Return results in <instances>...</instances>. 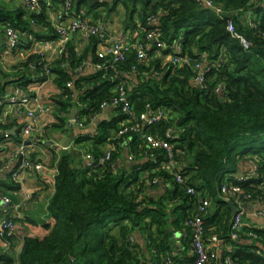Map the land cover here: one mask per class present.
I'll use <instances>...</instances> for the list:
<instances>
[{"label":"trees","instance_id":"obj_1","mask_svg":"<svg viewBox=\"0 0 264 264\" xmlns=\"http://www.w3.org/2000/svg\"><path fill=\"white\" fill-rule=\"evenodd\" d=\"M210 1L220 12L198 0H114L113 7L103 1L91 9L105 5L113 11L120 4L126 9L127 24L133 25L132 33L139 24L144 30L158 29L160 39L167 44L164 55H177L181 46L182 55L191 59L178 66L157 56L148 66L131 50L126 61L118 66L122 77L127 71L138 72L139 83L129 90L137 115L148 105L152 110L166 111V120L149 126L148 131L166 138L168 129L175 130L178 137L170 142L174 159L182 165L184 182L176 180L174 171L158 169L142 179L137 170L117 168L114 144L125 136L133 138L135 150L143 147L154 153L157 162L149 163L150 167L167 162L168 152L150 147L139 132L119 135L116 124L105 125L96 143L112 145L111 162L115 167L72 166L70 158L62 156L49 205L52 221L48 233L43 237H26L17 256L3 252L0 264H166L177 230L185 229L192 246L189 221L196 216L202 198L211 201L204 217L206 247L209 249L210 239L216 235L223 244L234 248L224 252L225 258L230 257L236 264H264V229L244 227L233 239L235 213L222 193L225 184L240 185L253 199L264 197V0ZM248 13H252L253 23L247 20ZM24 14V10L12 12L0 7V27L30 33L36 27L31 21L50 26L43 12H31L28 19H24ZM151 18L155 21L151 22ZM230 22L248 48L229 31ZM99 39L96 35L89 38L92 46ZM67 49L69 57L64 52L50 64L61 89L56 109L62 115L70 112L74 95L68 86L71 81L77 91H82L79 99L86 107L82 114L90 118L104 102L113 100L121 76L116 78L112 69L98 70L89 81H75L74 66L71 69L63 64L69 58L72 64L82 65L85 56L77 58L71 47ZM200 55L206 56L204 64L211 67L206 87L194 81V61ZM34 59L37 57L22 66L30 68ZM96 59L101 61L98 55ZM146 71L150 74H144ZM31 81L33 78L28 80ZM15 124L0 120V130H9ZM246 161L256 163L257 174L242 181L236 174L240 162ZM156 177L160 178L158 184L172 186L159 199L146 193L147 182L154 183ZM190 187L196 189L194 194L188 192ZM138 234L143 235L145 245H141ZM242 239L249 240V244H241ZM147 254L152 261L143 258Z\"/></svg>","mask_w":264,"mask_h":264},{"label":"crops","instance_id":"obj_2","mask_svg":"<svg viewBox=\"0 0 264 264\" xmlns=\"http://www.w3.org/2000/svg\"><path fill=\"white\" fill-rule=\"evenodd\" d=\"M46 1L42 0L44 7L38 13L45 14L46 21L50 23V26H45L44 23L38 25L31 21V24L36 27L30 33L17 30L21 39L20 46L12 47L7 30L0 27V120L4 123L8 121L10 124L16 122L9 130H0V144L3 146L0 153V193L2 196L11 197L13 204L17 205L16 209L12 206L6 209L0 198V217L9 211L17 222L16 232L11 240L0 238V255L8 251L17 256L26 237H43L48 233V225L52 221L49 205L55 194L56 175L61 157L67 155L72 166L89 168L88 153L103 154L112 147L108 142L96 143L98 141L96 139L103 135L102 127L116 124L120 128L126 123L125 118L114 106L101 107L94 116L85 117L82 114L85 106L79 99L82 91H77L71 81V85L68 83V86L74 90V95L70 99L72 107L69 109L70 112L66 113L67 115L58 113L56 109L61 89L54 80V74L44 84L28 82L29 79L33 78L34 80L41 77L40 62L43 57L50 64L60 59L64 52L66 57H69L70 53L67 47L72 48L77 58L85 56L82 65L72 64L69 58L66 64H63L71 69L72 65L74 66V80L89 81L95 78L97 71L100 70L97 67L100 61L96 59L98 52L109 45L113 38H120L123 31L126 30L129 33L133 31L131 29L133 25L127 24L126 9L117 4L113 11H108V8L103 4L104 6L98 7L97 10L101 11L96 15L95 11L97 10L92 11L91 9L100 1L91 5L88 0H74V10L85 9L90 21L105 28V37L100 38L92 46L93 42L81 33L71 34L67 41L62 43L56 34L52 19L64 10L63 3L61 0H54L53 7L49 8ZM104 3L110 7L115 4L114 0H104ZM0 7L12 12L24 10V19H28L31 13L23 0H0ZM34 56L37 59L33 60L30 68L22 66V63ZM158 56L165 61L169 59L168 55H164L163 52ZM155 58L157 56L151 57L147 65ZM38 66L39 72H37ZM153 72L155 71L153 70ZM137 73L136 71L125 73L130 84L129 90L134 89L139 83ZM144 74L149 75L150 73L146 71ZM13 96L30 97V101L24 105L13 104L9 102ZM75 109L78 112L75 118H71L70 114ZM28 124H33L35 127L32 143L30 140L27 141V144H32L28 149L32 153V159L42 163L44 168L39 172L27 170L19 179L15 180L13 172L19 166L17 150L22 141L23 130ZM14 128H16L15 134H8ZM114 134L115 132L112 131V136ZM122 139L117 143L118 146L114 144L117 168L128 172L137 170L142 179L157 172L158 169L170 171L167 162L161 164L160 167H150L149 163L157 162L154 153L143 147L135 150L131 136H125ZM67 140H70L69 147L65 146ZM33 142L36 144L34 145ZM239 166L240 171L236 174L238 178L253 176L257 171L254 161L240 162ZM155 180L159 182L160 178L156 177ZM167 188L172 189V186L167 185L166 187L162 183L147 182L146 193L148 196L159 199L158 197L163 196ZM228 198L225 197L229 202ZM232 202L234 204V201ZM244 227L264 229V197L252 198L245 204ZM138 239L141 245H145L143 235L138 234ZM172 240L174 245L172 255L167 256L170 259V264H193L194 252L188 242L189 237L185 229L177 230ZM249 242L246 239L240 241L243 245H248ZM233 249L232 246L220 243L219 246L214 247V256L207 264H236L230 261V257L223 256L225 251ZM143 258L149 261L153 260L149 254Z\"/></svg>","mask_w":264,"mask_h":264},{"label":"built area","instance_id":"obj_3","mask_svg":"<svg viewBox=\"0 0 264 264\" xmlns=\"http://www.w3.org/2000/svg\"><path fill=\"white\" fill-rule=\"evenodd\" d=\"M26 6L31 12H39L43 9L44 5L42 0H23ZM54 0H47L45 3L49 8L53 7ZM63 3L64 10L59 12L54 19H52L53 26L56 30V34L59 37L60 41L63 43L67 41L71 34L81 33L86 38L91 36H99V38H104L105 28L104 26L94 23L89 20L87 17V11L85 9L74 10V0H61ZM104 0H100V3ZM200 3H205L207 6L216 9L220 12L218 8L210 0H198ZM247 20L250 23L252 21V13L247 14ZM155 21V18H151V22ZM229 31L233 34L234 37L242 40L244 46L248 48V44L245 39L236 31L234 25L230 22ZM133 32V31H132ZM146 32V35L142 33ZM7 33L11 38L12 47L20 46L21 39L20 34L17 30L12 27L7 29ZM132 35V36H131ZM161 32L158 29L144 30V27L139 24L137 30L134 33H129V31H123L120 35V38L111 40L110 44L107 45L103 50L98 52V57L101 60L97 67L100 70L105 72L109 69H112L116 73V78L119 79V83L115 89V96L113 100L109 102H104L102 107L105 106H114L125 118V122L119 128V135H125L129 132H139L141 133L142 140L147 143L152 148H164L168 152L169 160L167 161L170 171L176 173V180L181 184L184 182V177L180 171L182 168L181 163H178L173 157V145L170 142L171 139L177 138L178 135L175 134L173 129H168L165 133L166 138L158 136L149 132V126L155 125L163 120H166L167 114L164 109L152 110L148 105L147 109L141 114L137 115L135 112L134 105L130 99L129 94V81L124 76L122 77V71L118 66L124 63L127 59L128 53L131 50H135L137 58L142 63H148L151 57L158 56L163 52V49L166 48L167 44L165 41L160 39ZM156 40V42H154ZM181 53V54H179ZM170 61L174 62L176 65H181L183 63L191 62V59L187 55H182V48L178 46L177 55L173 53L167 54ZM206 56L200 55V57L194 61V71L195 77L194 81L201 87H206V77L210 72L211 67L204 64ZM50 63L48 60L43 57L40 62L41 67V77L35 78L33 80L36 84H44L47 80H50L53 76ZM117 80V79H116ZM71 85V83H69ZM217 91H221V88H217ZM30 101V97H20L13 96L9 102L13 104H26ZM32 115V113H30ZM33 124H28L22 134V141L18 146L17 155L19 157V166L13 172V178L15 180L19 179L25 171L32 170L34 172H39L44 168L42 163L36 162L32 159V153L29 151L28 147H31L32 143V134L34 130ZM8 138V136H6ZM5 138V139H6ZM32 138V139H31ZM30 140L31 143L27 144V141ZM35 145L36 143L33 142ZM2 144H0V153L2 151ZM112 149H107L103 154L88 153L87 160L89 162V168L94 169L99 166L115 167V164L111 162L112 160ZM257 167V165H256ZM258 168V167H257ZM256 173L253 174L256 175ZM252 176L248 177H239L240 180L250 179ZM155 183L157 180L154 181ZM189 193L194 194L196 192L195 188L190 187L188 189ZM222 193L224 196L229 197L228 200L235 201L236 213L232 222L233 239L238 238V232L243 228L244 225V213H245V204L252 199V195L245 193L240 185L229 186L228 184L223 185ZM0 198L4 208L13 207L17 208V205L13 204V200L9 196H2L0 193ZM211 201L208 198H202L199 201V206L197 208V214L194 216L189 223L192 226V248L194 252V263L193 264H207L214 254L210 252L209 249H214V247L219 246L222 243V239L216 235L212 236L210 241L211 246L209 249L204 243V217L209 212ZM17 228L16 219L13 218L12 214L7 211L5 214L0 217V238L8 239L9 237L14 236ZM231 249V247H230ZM231 251V250H230ZM211 253V254H210ZM231 261V259H230ZM166 264H170V259L166 258Z\"/></svg>","mask_w":264,"mask_h":264},{"label":"water","instance_id":"obj_4","mask_svg":"<svg viewBox=\"0 0 264 264\" xmlns=\"http://www.w3.org/2000/svg\"><path fill=\"white\" fill-rule=\"evenodd\" d=\"M88 1L90 2L91 5H94V4L98 3L100 0H88ZM154 42H156V40H154ZM77 112H78L77 109H75L74 112L72 114H70V117L71 118H75V115H76ZM15 131H16V128H14L13 130H10L8 132V134H15ZM69 144H70V140H67L65 142V146L66 147H69ZM229 204L233 208V212L236 213V210L237 209H236V206L233 204V202L232 201H229Z\"/></svg>","mask_w":264,"mask_h":264},{"label":"rangeland","instance_id":"obj_5","mask_svg":"<svg viewBox=\"0 0 264 264\" xmlns=\"http://www.w3.org/2000/svg\"><path fill=\"white\" fill-rule=\"evenodd\" d=\"M255 163V162H254ZM256 164V163H255ZM256 167V166H255ZM257 168V167H256Z\"/></svg>","mask_w":264,"mask_h":264}]
</instances>
